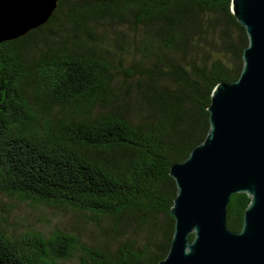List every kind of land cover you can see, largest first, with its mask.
<instances>
[{
	"label": "trees",
	"instance_id": "trees-1",
	"mask_svg": "<svg viewBox=\"0 0 264 264\" xmlns=\"http://www.w3.org/2000/svg\"><path fill=\"white\" fill-rule=\"evenodd\" d=\"M106 23L124 27L113 48L96 30ZM247 42L229 0H59L44 23L1 40L0 193L79 212L101 241L0 220V264L163 259L176 194L168 167L204 139L209 93L239 75ZM118 48L133 59L119 80ZM249 200L230 196V230Z\"/></svg>",
	"mask_w": 264,
	"mask_h": 264
},
{
	"label": "water",
	"instance_id": "water-1",
	"mask_svg": "<svg viewBox=\"0 0 264 264\" xmlns=\"http://www.w3.org/2000/svg\"><path fill=\"white\" fill-rule=\"evenodd\" d=\"M58 1L0 0V41L44 23ZM229 6L248 37L242 67L235 79L212 87L204 139L168 167L176 183L173 234L154 264H264V0ZM239 191L250 200L233 231L226 211Z\"/></svg>",
	"mask_w": 264,
	"mask_h": 264
},
{
	"label": "rangeland",
	"instance_id": "rangeland-1",
	"mask_svg": "<svg viewBox=\"0 0 264 264\" xmlns=\"http://www.w3.org/2000/svg\"><path fill=\"white\" fill-rule=\"evenodd\" d=\"M114 26H110L108 23L98 27L96 30L100 34H106L107 38L103 43H108L113 48V37L115 36L114 30L118 28H124L120 24L113 23ZM118 27V28H117ZM81 40L84 42H90L91 40L85 35H81ZM118 48L115 54L112 56L114 64L119 68L115 71L116 79L119 80L123 76V69L131 68L132 53L123 52ZM139 57V54H135V59ZM8 208V210H5ZM84 216L79 212L71 210L69 208H58L53 206L39 205L34 206L24 201H17L0 193V220L7 219L9 225L16 230H22L26 226H32L42 231H49L55 226H64L72 230H76L81 233L84 240L87 242H94L95 240L101 241L96 233V226H93V221L89 220V225L84 230ZM110 223L108 219L101 220V225L106 226ZM132 236L131 232L125 233L120 237ZM81 257H75L74 259L67 261L65 264H80Z\"/></svg>",
	"mask_w": 264,
	"mask_h": 264
}]
</instances>
